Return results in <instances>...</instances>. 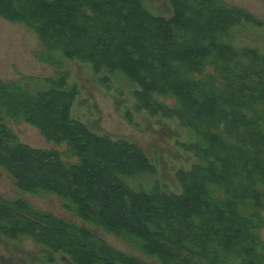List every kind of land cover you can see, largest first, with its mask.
<instances>
[{
  "label": "trees",
  "instance_id": "1",
  "mask_svg": "<svg viewBox=\"0 0 264 264\" xmlns=\"http://www.w3.org/2000/svg\"><path fill=\"white\" fill-rule=\"evenodd\" d=\"M167 2L168 17L142 0H0V17L31 30L47 51L39 61L57 70L49 87L35 77L25 78L33 87L0 80V168L20 191L54 194L82 222L136 242L158 264H264V55L231 41L235 25L256 22L218 0ZM54 51L95 74L121 73L138 86L137 109L194 133L183 147L197 161L178 171L179 194L126 183L154 174V165L135 143L71 117L77 87ZM8 121L34 126L65 151L21 142ZM0 234L31 239L47 263L147 264L22 197L0 196Z\"/></svg>",
  "mask_w": 264,
  "mask_h": 264
},
{
  "label": "rangeland",
  "instance_id": "2",
  "mask_svg": "<svg viewBox=\"0 0 264 264\" xmlns=\"http://www.w3.org/2000/svg\"><path fill=\"white\" fill-rule=\"evenodd\" d=\"M228 8L239 9L253 17L256 23L235 25L231 32L232 44L238 47L256 48L264 55V0H218ZM148 10L165 17L171 15L167 0H142ZM100 16V15H99ZM109 17V16H108ZM109 20V19H108ZM107 19L104 17L95 24L100 27ZM47 51L37 36L24 25L9 22L0 17V80H21L27 87H33L32 80L37 78L40 87H49L47 78L55 77L51 65L41 62L38 55ZM60 63V71L66 72V83L77 87V95L71 107V117L86 124L93 132L107 135L112 140L123 138L135 143L150 159L156 172L137 174L126 179L132 188L152 191L158 187L166 194L181 192L177 173L188 171L196 163L192 152L183 147L193 143L194 133L181 126L174 118L151 116L145 109H137L131 94L138 86L131 83L121 73L101 71L95 74L91 65L79 60H69L59 52H51ZM210 70V69H208ZM106 79V81L104 80ZM158 101L172 106V97H156ZM19 140L35 148H54L61 153L65 145L48 142L34 126L23 121H8ZM66 162L76 161L75 157H63ZM0 195L14 199L22 197L34 208L49 212L57 217L88 228L108 246L128 256L137 257L147 264H158V260L145 254L136 242L121 238L107 230L82 222L73 213L62 207V201L54 194H29L17 189L10 175L0 168ZM264 217V212L262 213ZM264 242V226L260 232ZM71 236H69L70 238ZM45 248L27 237L16 240L0 234V264H70L66 258L57 257L56 261H46Z\"/></svg>",
  "mask_w": 264,
  "mask_h": 264
},
{
  "label": "flooded vegetation",
  "instance_id": "3",
  "mask_svg": "<svg viewBox=\"0 0 264 264\" xmlns=\"http://www.w3.org/2000/svg\"><path fill=\"white\" fill-rule=\"evenodd\" d=\"M1 197H3V198H6V197H4V196H2V195H0ZM6 199H9V198H6Z\"/></svg>",
  "mask_w": 264,
  "mask_h": 264
}]
</instances>
